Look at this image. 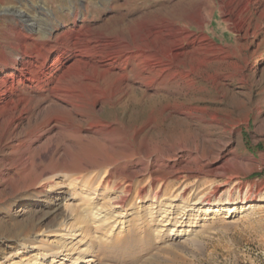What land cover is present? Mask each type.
Segmentation results:
<instances>
[{
    "label": "rangeland",
    "instance_id": "1",
    "mask_svg": "<svg viewBox=\"0 0 264 264\" xmlns=\"http://www.w3.org/2000/svg\"><path fill=\"white\" fill-rule=\"evenodd\" d=\"M42 4L43 17L58 27L56 36L73 39L75 53L58 69L55 87L78 106L69 126L33 143L29 136L43 121L41 106L28 111L27 94L14 91L8 106L0 108V264L21 263L19 251L25 244L58 239L57 224L66 202L57 198L69 184L47 191L51 176L57 175L56 184L96 172L102 177L106 171L118 182L135 178L126 200L132 215L123 226L92 225L94 247L100 251L93 255L96 263L86 264H264L263 201L253 203V209L236 205V213L189 211L182 225L173 222L163 232L144 223L160 217L161 213L152 215L148 210L158 183L147 185L143 207L137 203L138 189L159 168L157 160L176 153L184 166L192 168L228 161L239 174L243 192L264 185V0H0L1 7L16 6L30 16ZM15 21V14L0 13V42L7 44L6 37L15 34L19 27ZM161 22L166 31L170 26L173 30L165 38H176L173 52L179 57L170 64L168 81L177 93L149 99L133 76L147 64L143 53L153 56L152 63L162 56L163 42L143 41L147 28ZM101 38L116 41L122 57L101 60L107 51L101 47L84 59L78 57L88 41ZM4 49L7 55L12 53L9 47ZM129 51L138 57L126 61ZM180 106L192 116L180 114ZM214 117L222 123H215ZM96 121L106 125L100 135L91 127ZM188 150L201 157L199 161L187 157ZM166 159L158 171L170 175L175 158ZM213 181L206 188L223 184ZM81 184L72 189L78 191ZM233 197L228 206L237 203L236 193ZM104 199L97 196L88 204L99 205ZM177 203L175 215L184 209ZM88 204L79 206L84 216ZM128 233L134 237L125 238Z\"/></svg>",
    "mask_w": 264,
    "mask_h": 264
},
{
    "label": "bare ground",
    "instance_id": "2",
    "mask_svg": "<svg viewBox=\"0 0 264 264\" xmlns=\"http://www.w3.org/2000/svg\"><path fill=\"white\" fill-rule=\"evenodd\" d=\"M44 11L45 5L42 4L37 7L36 14L30 16L25 10H18L16 6L1 7L0 5V13L6 15L15 14V24L19 26L14 35L6 37L7 41H9L7 44L0 42V108L8 106L10 103V95H12L14 91L27 94L24 100L27 102L28 111L31 112L33 109L35 110V108L41 106L40 110L43 118L41 121H43L35 127L33 126L34 130L29 136V139H33L32 143L37 141L38 138L42 137L44 134H52L61 126H69L71 124L70 122L73 121L72 115L73 112H75L74 109L76 110L78 106L75 105L72 99L66 96L64 90L55 87V82L59 79L58 75H56L58 69L63 65L66 59L71 55L73 56L75 53V48H73L74 46L72 45L73 39L65 35L57 37L56 33L58 32V27L53 21L51 22L48 18L43 17ZM62 26L64 27L65 25L62 24ZM170 27V30L168 29L166 31L165 29L168 27L165 24L163 25L162 22L156 23L153 28L148 27L147 33L143 36V41L148 44L151 43L150 40L152 38L153 43L159 41L163 42L160 49L162 56L157 59V63H152V60H149L150 58L153 59V56H145L143 53L144 59H148L147 64L145 67H142V69L140 68L141 70L139 72H135L133 76L135 81L137 80L140 83L141 88H139V90L145 98L153 99L156 96L167 98L169 95L177 93L175 91V84L172 81H168L172 70L171 66L179 57L178 54L173 52V49L176 48V38L171 40L165 38V33H173ZM173 28H175V26H173ZM78 40H80V37ZM159 45L161 44L159 43ZM4 46L9 47L12 53L7 55ZM100 47L107 50H104L105 52L102 53L101 60L112 61V58L117 60L122 57L123 51L117 52V42L104 38L98 39L96 42L88 41L85 46L87 50L81 53L84 57L81 54H79L78 57L84 59L91 54L93 48ZM139 48L141 49V47ZM111 49L114 50V53L109 52ZM17 51H21L20 54H17ZM129 53V56H131H125L127 57L124 58L126 61L129 58L135 60L138 57V55H136V57L132 55V51H129ZM113 54H115L114 57ZM171 62L172 65H170ZM120 79V82L123 83L122 81H124L125 75L122 74V78H119V80ZM177 111L188 117L192 116L191 113H185L181 106L178 107ZM51 114H54V116H51ZM29 118L28 125L32 126L34 124L33 116ZM213 121L215 123H222L217 117H214ZM91 127L93 131L99 134L101 133V129L106 128V125L96 121ZM188 151L189 154L187 157L195 160V162L199 161L201 158L200 156V158L196 157V155L193 156V150ZM173 157L175 160L174 165L170 169V175L169 173H160V171H158L159 168L161 169L164 167L163 165L166 158L158 159L157 164L159 168L152 170L147 182L138 189L139 198L137 203L142 205L139 207L140 209L143 207V204L146 203V196L144 195L147 185L152 188L154 183H158L155 196H153L148 210L152 215L153 213L161 214L159 219L152 216L149 221H146L147 223L144 222L146 227L155 225L160 228V232H163L165 231L164 227L172 225L173 222L182 225V220L185 219L186 213L189 211H201L208 214V212L220 213L225 209L229 213H233L239 209L236 208V205L242 206L240 207L241 209H243L245 205H247V209H253V203L260 201L264 202V185L257 191L255 189H249L243 192L244 186L242 182L239 181V174L232 171V167L228 165V161L223 164L209 165L208 168L202 169L200 167L192 168L186 165L184 166V160H178L177 153L173 156H169L166 160L169 161ZM176 161L180 162L175 165ZM252 161L255 162L256 160L251 157V162ZM115 162L117 163V161ZM142 166L145 169L149 168V165L144 163ZM108 173L109 171H106L102 177H100L101 175L99 172L92 173L91 177V174L79 175L75 178H71L68 182L61 181L56 184L54 183L55 179H57V175L51 176L49 178L50 185L47 191H52L53 189L58 190L69 184V188L65 191H61L60 194H62V196L57 198L64 199L66 202L62 204L64 216L57 224V234L55 235L58 239L48 240L49 242L41 239L30 243V245L25 244V247L19 251L20 255H22V262H13L11 264L96 263L98 259L93 257V255L100 250H96L94 247V228L92 225L97 224L95 228L96 226L99 228L100 226L114 223L112 226V228H114L116 224L120 222L123 226L127 223L125 218L131 217L132 215V209L128 208L126 200H128L127 196L134 187L135 178L132 177L130 179V177H125L123 182H118L108 178ZM217 179L222 180L223 184L212 186L211 188H214L213 190L208 189L209 187L206 188L210 182L212 183L214 182L213 180ZM43 181L40 185L38 184L41 189L44 187ZM80 182L82 184L78 191L72 189ZM137 185L140 184L138 183ZM230 185H232L231 188H229ZM111 191H119L120 194L113 196L109 194ZM161 192H163V195H160ZM235 193L237 196V203L228 206L232 203L231 197H233ZM55 194L57 195L58 193ZM34 195L38 196L39 191L35 192ZM258 195H262V197L259 198ZM97 196H103L105 199L99 205H89L88 202L92 204V201ZM84 201L89 205L87 216L81 214V208H79ZM177 202H181L184 209L180 214L175 215L174 208L176 204H178ZM82 210L85 211L83 207ZM148 214L149 213H146V215ZM200 216L201 215H198V220H200ZM138 217H140V215H138ZM228 217L229 216H226V218ZM123 219L124 221H122ZM188 231L190 230L188 229L187 232ZM129 233L125 238H127V236L128 238L133 236V234L129 235ZM40 236H42V233L38 234V237ZM90 258L93 259L90 260Z\"/></svg>",
    "mask_w": 264,
    "mask_h": 264
}]
</instances>
